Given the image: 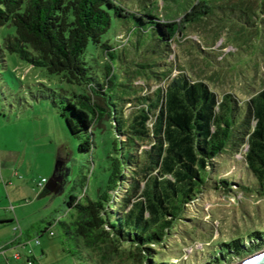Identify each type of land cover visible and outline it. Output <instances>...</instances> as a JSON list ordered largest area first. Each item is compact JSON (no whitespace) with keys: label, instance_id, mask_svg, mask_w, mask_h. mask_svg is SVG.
I'll return each mask as SVG.
<instances>
[{"label":"trees","instance_id":"1","mask_svg":"<svg viewBox=\"0 0 264 264\" xmlns=\"http://www.w3.org/2000/svg\"><path fill=\"white\" fill-rule=\"evenodd\" d=\"M197 1L188 21L211 18L218 26L236 21L249 33L264 23V0ZM113 16L121 18L125 29L110 42L103 35ZM185 21L133 10L116 0H0V25L15 27L5 36L4 46L84 89L75 92L74 99L67 97L61 111L72 133L90 134L79 149H92L93 127L103 120L109 119L114 130L107 188L96 199L70 195L72 219L58 220L64 233L82 238L89 256L99 254L101 261L122 254L135 263L176 264L179 259H168L162 248L176 232L188 203L205 187L230 184L227 177L210 170L218 156L243 154L251 185L241 184L264 198V85L246 99L231 90L219 93L181 63L164 59L172 51L171 42L186 35ZM145 33H151L159 45L153 77L161 84L132 98L110 94L119 54L126 61L129 58L124 46L133 44L138 56L152 57ZM260 35L264 53V33ZM89 41L100 44L105 55L102 80L91 75L87 65ZM242 41L248 44L246 32ZM116 97L120 105L114 102ZM125 100L135 102L131 115H122ZM144 144L148 147L142 148ZM219 245L221 252L202 264H224L262 247L264 230Z\"/></svg>","mask_w":264,"mask_h":264},{"label":"rangeland","instance_id":"2","mask_svg":"<svg viewBox=\"0 0 264 264\" xmlns=\"http://www.w3.org/2000/svg\"><path fill=\"white\" fill-rule=\"evenodd\" d=\"M116 1L133 10L186 20V35L172 41V51L163 58L172 64L181 63L194 78L206 79L219 93L231 90L246 99L264 85V53L259 45L263 22L257 24L258 31L249 33L247 26L243 29L236 21L219 26L211 18L188 21L194 13L188 12L197 0ZM124 29L121 18L113 16L103 39L114 42L116 32ZM14 31L13 24L0 25V246L8 244L6 254L0 251V264H28L30 254H34L35 264H142L122 254L101 261L99 254L89 256L82 238L64 233L58 220L72 219L74 207L67 203L70 195L96 199L107 188L111 171L108 154L115 134L109 119H105L102 125L93 127L92 149H79V143L90 134L72 133L61 111L67 97L74 99L73 94L84 89L8 50L4 39ZM245 32L248 44L242 41ZM146 40L152 54L149 58L138 56L133 44L124 46L129 58L126 61L119 54L110 94L132 98L161 84L153 77L159 45L151 33H145ZM84 56L91 65V75L102 80V46L89 41ZM117 97L113 100L120 105ZM135 108V102L123 101L122 115H131ZM120 137L124 138L122 134ZM210 170L227 177L230 184L205 187L188 203L176 232L162 248L168 259H179L176 264H202L221 252V241L264 230V198L251 194L241 184L251 185L243 154L218 156ZM43 177L46 180L40 187L37 182ZM15 253L20 257H14ZM249 253L234 256L224 264Z\"/></svg>","mask_w":264,"mask_h":264},{"label":"water","instance_id":"3","mask_svg":"<svg viewBox=\"0 0 264 264\" xmlns=\"http://www.w3.org/2000/svg\"><path fill=\"white\" fill-rule=\"evenodd\" d=\"M232 264H264V247L249 253Z\"/></svg>","mask_w":264,"mask_h":264},{"label":"built area","instance_id":"4","mask_svg":"<svg viewBox=\"0 0 264 264\" xmlns=\"http://www.w3.org/2000/svg\"><path fill=\"white\" fill-rule=\"evenodd\" d=\"M45 180H46L45 177H43L42 179L38 180L37 185L42 187ZM51 233H52V231H51ZM5 245L0 246V251H2L3 253L5 252V248H6ZM14 257H16V258L20 257V253H15ZM34 261L35 260L31 256H28V259H27L28 264H35Z\"/></svg>","mask_w":264,"mask_h":264},{"label":"crops","instance_id":"5","mask_svg":"<svg viewBox=\"0 0 264 264\" xmlns=\"http://www.w3.org/2000/svg\"><path fill=\"white\" fill-rule=\"evenodd\" d=\"M54 183L56 184L57 182H54ZM11 217H12V216H11ZM5 246H8V244H6ZM6 252H7V251H5L4 254H6ZM30 256L33 258L34 254H30Z\"/></svg>","mask_w":264,"mask_h":264}]
</instances>
